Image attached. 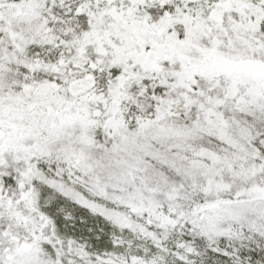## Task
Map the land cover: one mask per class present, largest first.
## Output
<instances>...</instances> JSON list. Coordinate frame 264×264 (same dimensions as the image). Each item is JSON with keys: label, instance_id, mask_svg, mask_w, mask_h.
I'll list each match as a JSON object with an SVG mask.
<instances>
[{"label": "snow or ice", "instance_id": "1", "mask_svg": "<svg viewBox=\"0 0 264 264\" xmlns=\"http://www.w3.org/2000/svg\"><path fill=\"white\" fill-rule=\"evenodd\" d=\"M0 264H264V0H0Z\"/></svg>", "mask_w": 264, "mask_h": 264}]
</instances>
